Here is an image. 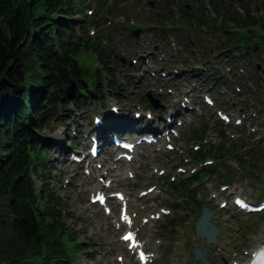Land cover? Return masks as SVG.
<instances>
[{"label":"trees","instance_id":"1","mask_svg":"<svg viewBox=\"0 0 264 264\" xmlns=\"http://www.w3.org/2000/svg\"><path fill=\"white\" fill-rule=\"evenodd\" d=\"M236 1L211 0V3L218 13L222 14V7L228 15L217 29H226L228 46L240 49L254 45L257 38L264 40V36L255 37L253 28L245 30L246 35L244 31L240 32L242 36L235 35L230 21L244 27L259 23L263 30L264 23L261 17L256 19L249 11L247 17L235 13ZM88 2L0 0V264H80L77 258L88 247L86 241L79 239L80 231L69 223L74 214L69 211L65 198L49 181L51 174L46 173V159H50L57 143L43 135L54 120L66 122L62 111L71 106L82 110L89 101L105 105L107 93L124 98L125 89L133 83L128 76L123 77L125 82L117 78L115 71L119 67L110 68L115 53L102 48V42L108 39L112 43L115 38L100 29L105 23L103 18L94 15L95 18L89 20L86 14L84 18L76 16L84 14V8L91 6ZM98 2L100 9L105 6L109 11L116 10L114 5L106 6V1ZM172 3L173 0H165L161 4L169 8L170 13ZM182 9L184 20L196 31H201L203 23L214 29L204 5L194 2L183 4ZM148 16L157 23L171 17L157 13L156 9ZM91 25L100 29L97 44L88 33ZM243 26L240 30L245 29ZM153 29L166 35L163 25L158 29L149 28ZM127 34L128 40L133 38ZM197 40V47L202 48L200 36ZM187 42L186 39V46ZM84 50L97 54L104 68L110 71V79L104 80L102 69L90 71L81 65L78 56ZM212 75L213 69H210L209 76ZM72 77L78 80L80 89L74 99H69L60 89ZM140 97L146 100L144 95ZM220 136L227 138L224 133ZM74 140L71 137L69 145L74 144ZM240 146L244 144L237 147ZM262 147L257 144L251 149L253 158L264 157ZM213 148L196 152V160L208 155L218 157V149ZM220 151L222 156L231 154L226 147ZM213 172L214 169L203 168L191 181ZM172 185L182 196L191 193L184 180ZM173 222L177 223L178 219Z\"/></svg>","mask_w":264,"mask_h":264},{"label":"rangeland","instance_id":"2","mask_svg":"<svg viewBox=\"0 0 264 264\" xmlns=\"http://www.w3.org/2000/svg\"><path fill=\"white\" fill-rule=\"evenodd\" d=\"M115 1L123 8V14L129 15L131 13L140 23L147 24L145 27L149 26V21L146 18L148 15L147 11L151 6L145 0ZM90 3L92 4L90 8H97L98 0H90ZM256 5L262 7L261 1L254 0L251 5L252 9ZM87 9L84 11L87 12ZM154 9L153 7L152 10ZM138 12H145L146 15L139 16ZM255 12L256 15L264 14L262 10ZM149 14L151 15V13ZM118 15L119 13H116V16ZM104 30L108 35L117 39V41L113 40L112 42L115 46H110L116 51V55L120 54V51L128 60L133 57L137 58L133 53L134 51L143 52L145 55L150 53L154 59V55H156L154 47L157 43H161L166 48L168 58L173 55V59L178 61L177 57L180 56L177 53L171 55L170 51L173 49L168 45V41H161V37L159 36H157L158 39H155L154 33H146L137 43H132L131 41L128 43L127 34L122 32V27L119 23L116 28L107 29L104 27ZM257 33L260 36L263 34L260 30H257ZM78 58L81 65L87 67L90 71L102 67L101 62L99 59H96V54L92 51L84 50L79 54ZM141 61H144L143 58ZM171 66L175 67L176 65L172 62ZM135 67L133 65V68ZM125 70L127 71V69ZM122 73L125 74L123 71ZM128 73L135 75L138 78L136 81L138 83H136L134 88L130 87L126 92L125 97L127 100L116 102L117 99L114 96L108 95L107 103L120 105L122 113H125L124 118L130 119L132 125L137 124V130L154 125L166 127V117H168L167 115H169L170 111L179 115L177 121L183 120L184 123L178 128L177 137L172 141L175 145L174 150H168L164 145L155 147L154 145L140 146L134 160L127 162L123 159L116 160L117 154L113 152L115 148L112 144H109L107 145L106 152H103L99 160L94 163V168L86 166L82 162L73 161L69 155L79 148L85 150V153L88 154L90 145L89 134H93L96 131L92 125L93 116L103 113V110L99 111V105L89 104L79 113L74 106L69 107L61 113L66 118L65 123L62 119H56L50 127L44 130V136L48 138L52 137L58 143H61L62 146L64 145V148L57 147L53 150L50 159H46V173L51 174L49 178L50 183L55 185L61 196L65 198L69 211L74 214V218L69 219V223L80 231L79 239L88 243V247L82 251L80 257L77 258V262L80 264H138L120 241V230L114 225L113 215L105 214L101 207L90 202V196L102 185L100 181V176L102 175L113 180L112 184L114 187L112 191L123 190L130 195L134 204L133 209L140 206H147L148 209H153L151 207H154V203L155 206L172 207L174 206L173 203L180 202V209L170 207L172 214L163 216L155 224L151 222L144 229V234L149 239L148 249H156L160 255L152 264H204L203 262H197L193 258L191 249L194 246L203 247L213 255L212 257H208L209 264L214 260V257H219L218 250L213 245L209 246L202 239H197L194 235V223L198 214L197 212L203 204L211 208L215 215L214 221L220 226L222 236H219L218 245L223 249L225 258L229 262L228 264H231L234 259L239 263L248 262L250 256L247 255V252L252 251L256 240L264 236V212L261 214H245L240 212L233 206L231 198L233 195H242L256 203L264 200V158L258 157L254 163H251L250 166L247 164V168H245L239 161V158L248 159L249 150L245 149L240 151L237 156L225 157L223 164L214 162L212 166L216 167L218 173L204 179L201 184L193 185L195 188L193 196L190 199L192 204H185L184 200L181 199L180 201L177 198L172 199L170 192L167 190L168 193L163 190V194L161 195L153 191L148 196L142 198L138 196V193L154 183H158L165 189L168 188L166 180L172 181L170 179L171 174L177 177V181H180V179L189 177L193 173L191 169L186 173L179 172L177 171V165L184 163L181 165L186 166L187 160L192 159V151H195V145H200L203 148V144L206 141H201L200 135L203 133V129L206 128L208 122L213 126L208 130V134L206 135L208 143L219 146L223 145V143L221 142L222 139L217 138L218 127L225 132L229 139L239 141L246 139L249 141L252 137L249 130L252 119L250 117L244 118L242 125L239 126L234 123L235 117H232V121L229 123H221L218 117L213 116L216 107L220 108L219 101L216 102V107H206L200 102L201 100L196 99L191 104L196 110L185 111L180 102L176 101V96L169 97L164 102L166 105L165 109L156 111L149 107L146 102L140 100L138 95L151 92L154 96L156 94L154 86L160 85V83L157 84L151 74H147L144 78L142 77L143 79H140L142 75L140 72H137L138 74L136 75L135 71L129 69ZM107 74L105 72L106 77ZM88 80L93 83L92 78L89 77ZM198 95L199 93L196 92L195 96ZM217 98L220 97H215V99ZM259 105L261 106L262 103L260 102ZM239 107H235L234 111L238 112ZM255 109L257 110V108ZM136 111L142 113L141 120L143 124L140 123L141 120L137 122L133 120L132 116ZM147 111H152L153 117H155V120L153 119L152 122H148L145 117ZM230 111L233 110L230 109ZM256 135L263 136L264 134L262 131H259ZM71 137L75 138V143L69 148L67 143ZM252 143H248V148L251 147ZM210 159H213V157ZM98 163L102 164L103 168L100 169L97 166ZM197 166L199 169L200 165L193 164H190L188 168L193 169L197 168ZM155 167L158 170L166 168L170 171L171 169V173L166 170L165 174L159 175L155 171ZM128 171L135 174V177H128ZM224 178H227L228 182H230L228 184L229 189L226 191L220 189ZM224 181L227 182L226 180ZM215 194L220 196L214 198L213 195ZM224 199L228 200L229 204L227 207L222 208L220 207V202ZM177 213L183 216L184 221L175 228L164 227L167 221ZM116 214L118 216L117 212ZM157 239L161 243L157 244ZM119 255H124L125 261L123 263L117 260ZM214 264L226 263L223 262L222 257H219L218 260H215Z\"/></svg>","mask_w":264,"mask_h":264},{"label":"water","instance_id":"3","mask_svg":"<svg viewBox=\"0 0 264 264\" xmlns=\"http://www.w3.org/2000/svg\"><path fill=\"white\" fill-rule=\"evenodd\" d=\"M142 29L133 30L132 33L137 37L140 35ZM124 60V59H123ZM78 90V81L75 78H71L66 84L61 87V93L64 97L73 98L75 97ZM151 100L152 106L159 108L160 101L153 97L149 92L147 94ZM159 104V105H158ZM213 213L210 211L209 207L204 206L201 214L197 218L195 224V235L196 237L203 238L208 244H215L217 242V236L219 234V228L216 224L212 222ZM194 258L198 261L204 260L207 263L206 251L201 250L198 247L192 249ZM210 257L211 254H208Z\"/></svg>","mask_w":264,"mask_h":264},{"label":"bare ground","instance_id":"4","mask_svg":"<svg viewBox=\"0 0 264 264\" xmlns=\"http://www.w3.org/2000/svg\"><path fill=\"white\" fill-rule=\"evenodd\" d=\"M104 143L107 144V142H105V141H104ZM63 146H62L61 143H58V147L59 148H61V147L64 148ZM263 242H264L263 241V236H261L259 239L256 240V243L254 245V248H253L252 252L255 251L256 249H258L260 246H262Z\"/></svg>","mask_w":264,"mask_h":264},{"label":"snow or ice","instance_id":"5","mask_svg":"<svg viewBox=\"0 0 264 264\" xmlns=\"http://www.w3.org/2000/svg\"><path fill=\"white\" fill-rule=\"evenodd\" d=\"M125 219H127V217H125ZM132 237L129 235V236H126L124 237L125 240H130Z\"/></svg>","mask_w":264,"mask_h":264}]
</instances>
